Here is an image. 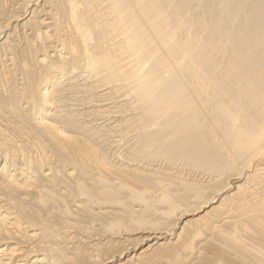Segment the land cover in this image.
Here are the masks:
<instances>
[{
	"label": "bare ground",
	"instance_id": "bare-ground-1",
	"mask_svg": "<svg viewBox=\"0 0 264 264\" xmlns=\"http://www.w3.org/2000/svg\"><path fill=\"white\" fill-rule=\"evenodd\" d=\"M0 264H264V0H0Z\"/></svg>",
	"mask_w": 264,
	"mask_h": 264
},
{
	"label": "rangeland",
	"instance_id": "rangeland-1",
	"mask_svg": "<svg viewBox=\"0 0 264 264\" xmlns=\"http://www.w3.org/2000/svg\"><path fill=\"white\" fill-rule=\"evenodd\" d=\"M103 119H98V120H96L97 122H101Z\"/></svg>",
	"mask_w": 264,
	"mask_h": 264
}]
</instances>
